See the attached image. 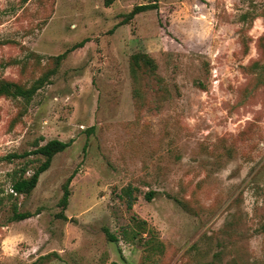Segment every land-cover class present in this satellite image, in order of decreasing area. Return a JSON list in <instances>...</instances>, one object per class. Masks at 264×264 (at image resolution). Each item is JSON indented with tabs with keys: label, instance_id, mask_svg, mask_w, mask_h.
Segmentation results:
<instances>
[{
	"label": "rangeland",
	"instance_id": "374dc122",
	"mask_svg": "<svg viewBox=\"0 0 264 264\" xmlns=\"http://www.w3.org/2000/svg\"><path fill=\"white\" fill-rule=\"evenodd\" d=\"M106 1L0 0V264H264V0Z\"/></svg>",
	"mask_w": 264,
	"mask_h": 264
},
{
	"label": "trees",
	"instance_id": "16d2710c",
	"mask_svg": "<svg viewBox=\"0 0 264 264\" xmlns=\"http://www.w3.org/2000/svg\"><path fill=\"white\" fill-rule=\"evenodd\" d=\"M26 1V0H24ZM113 2V0H107L106 4L109 5ZM154 6L151 5H140L136 6L127 17V20L133 19L138 13L144 12ZM86 41H82L72 47L73 50L77 48H81L85 45ZM66 54L61 55L59 57H56L57 65L60 63V60H62ZM144 71L148 76L155 75V69L156 65L154 60L148 55L144 53H138L133 55L132 57V64H131V70L134 77L137 76L138 70ZM55 72V69L53 70ZM50 71V72H53ZM50 72L44 74L42 77H40L33 85H31L28 88H25L24 86H21L19 83H14L11 81H4L0 80V98H13V99H23L27 103L30 102L32 97L36 94V92L44 86V84L48 81ZM70 146L69 142H63L57 139L49 141L47 144L43 146L37 147L34 151L26 152L22 155L12 154L7 157V160H13L14 158H24L26 156L30 155H40L44 158V161L33 171V173L30 176H25L27 173V169H22L20 171V174L13 178L12 182V195L16 194L18 195H29L32 193V191L37 187L40 176L46 172L52 164L53 158L60 152H63ZM73 177H70L66 184L64 185V194L63 197L60 200V206L63 210H66L69 204V198L71 195L70 191V183L72 181ZM127 196H132L131 192H126ZM152 196L149 194L148 199L150 200ZM134 199H130L129 201V207H131L134 203ZM2 203V199H0V205ZM13 220L15 221H23L25 219L31 218L33 215L31 213H20L18 212L16 206L13 208ZM60 217L63 219H66V216L64 214H60ZM109 241L111 242H117L118 239L112 234H107Z\"/></svg>",
	"mask_w": 264,
	"mask_h": 264
}]
</instances>
